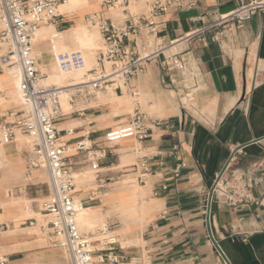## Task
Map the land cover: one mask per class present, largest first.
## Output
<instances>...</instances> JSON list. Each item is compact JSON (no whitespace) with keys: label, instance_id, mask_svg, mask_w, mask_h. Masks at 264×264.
Segmentation results:
<instances>
[{"label":"crops","instance_id":"crops-1","mask_svg":"<svg viewBox=\"0 0 264 264\" xmlns=\"http://www.w3.org/2000/svg\"><path fill=\"white\" fill-rule=\"evenodd\" d=\"M84 1V7L61 14L52 26L54 31L67 32L83 18L99 13L105 0ZM153 1L128 0L126 8L129 12L130 8L137 9V15H147ZM238 1L201 0L194 10L170 12L164 17L167 27L160 37L166 45L174 42L169 51L180 52L186 59L190 77L186 92L194 95L189 100L193 103L185 105L189 95H185L184 105L179 101L176 105L164 102L163 92L170 99L176 91L157 66V59L148 63L134 82L154 101L152 106L147 101L148 109L156 110L151 111L152 115L145 114L146 140L121 142L131 150L130 155L121 158L122 163L130 156L134 159L123 171L128 173L124 177L138 184L146 203L143 209L147 222L137 239L117 238L115 253L122 258L120 264H264V12L241 28L224 32L218 43L211 41L212 34L206 36L207 46L185 39L202 25L191 18L210 13L204 22H213ZM103 16L113 25L124 24L123 8L111 9ZM48 44V40L41 41L38 48L49 50ZM45 57L49 58L47 53ZM42 62L39 58L38 65ZM148 68L156 70L154 77L147 74ZM42 70L44 76L49 72L48 66ZM108 89L99 95L108 96ZM16 90L8 74L0 71V124L11 121L18 109ZM112 93L122 99L117 92ZM91 103L98 104V97ZM98 105L105 107V112L106 106L111 110L97 114L98 110L91 108L81 117L59 122L56 128L62 131L60 142L68 148L87 137L105 154L99 162L104 189L117 185L114 179H119L120 173L113 170L118 167L115 163L119 154H113L110 149L115 146L106 143L104 135L128 122L130 115L127 121L117 120L119 107ZM73 121L77 127L69 128ZM67 129H74L72 136L64 133ZM0 150V256L6 258L7 264H56L61 252L43 246L36 240L38 229L25 226L26 220L36 214V202L43 195L38 183L32 181L34 171L28 168V150L17 137L0 146ZM234 178L249 187L247 195L251 199L236 207L226 203L222 194ZM213 185L210 230L228 263L215 250L206 225L208 192ZM95 186L96 191L101 190L97 182ZM96 244L94 261L101 257L103 263L97 264H107L106 252H99L107 247L103 242Z\"/></svg>","mask_w":264,"mask_h":264},{"label":"built area","instance_id":"built-area-1","mask_svg":"<svg viewBox=\"0 0 264 264\" xmlns=\"http://www.w3.org/2000/svg\"><path fill=\"white\" fill-rule=\"evenodd\" d=\"M66 1L0 0V71L19 73L18 109L11 121L0 124V146L13 142L17 134L23 135L26 138L24 146L28 150V168L33 171L45 169L51 180L52 188L38 206L39 218L26 220L25 226L37 228L48 246L66 255L70 264H97L103 263V259L99 257L97 262L94 261L95 252L90 249L93 233L80 232L76 223V216L85 208L86 202L74 199L73 176L84 163H88L98 189H103L105 181L99 178V162L105 154L89 139L82 138L74 144L75 155H68V147L59 140L62 131L56 125L73 116L81 117L91 109L89 104L97 93L108 88L120 95L125 91L132 98L136 97L134 82L154 59L158 60L157 66L171 89L186 91L190 78L186 59L180 52L169 51L174 42L164 44L160 33L167 27L164 17L168 13L194 10L201 0H155L149 5L147 15L129 12L126 8L128 0H105L99 13L85 18L89 28L97 31L102 42V48L96 54L98 67L88 71L90 80L61 89L42 86L40 81L45 76L33 54V40L41 27L57 24L61 18L59 7ZM118 7L123 8L125 14L123 25H113L103 16L104 12ZM261 12H264V0H239L233 9L218 15L213 22H204L205 18H210V13L191 18V21H199L202 25L188 33L185 39H195L207 46L206 36L212 34L211 41L218 43L224 38V32L241 28ZM52 60L57 69L65 73L84 67L80 51L53 53ZM62 92L68 94L71 111L67 113L60 105ZM146 120V115L135 109L128 122L105 133L104 141L108 144L128 139L144 141L148 138ZM73 132L74 129L64 130L68 136ZM141 166L144 167V163ZM239 181L240 178H234L222 190L226 203L232 207L251 201L247 195L249 187L242 186ZM101 233L108 234L103 240L107 249L99 252H106L107 264H120L122 258L115 253L118 236L112 235L111 226ZM0 264H7L5 257L0 256Z\"/></svg>","mask_w":264,"mask_h":264},{"label":"rangeland","instance_id":"rangeland-1","mask_svg":"<svg viewBox=\"0 0 264 264\" xmlns=\"http://www.w3.org/2000/svg\"><path fill=\"white\" fill-rule=\"evenodd\" d=\"M80 7H84V4L78 6V7L74 8L70 11H61L60 8H59V11L61 14H68V13L75 11L76 9H78ZM130 11L133 14H135L137 12V9L130 8ZM78 22H80V21H78ZM80 24H82V26L85 27L86 29H88L89 31L96 33L97 39H98L97 42L99 44V47L96 50V53H97L98 50H100V48H102V42H101L100 36L98 35L96 30L89 28L85 18H83L81 20ZM74 26H72V28ZM50 29H51L50 34H52V33L54 34L56 32V31H54V29L52 27ZM48 42H49V39H48ZM33 54L37 59L40 58V59H43V61H45V62L48 61V59H46V57L44 55L43 56L39 55L38 53H36L35 50H33ZM42 64H43V62H42ZM41 69H43V68H41ZM146 72L149 76H153V77L156 74V70L154 71V70H151L149 68ZM135 86H136V84H135ZM136 88H137L136 89L137 90L136 91L137 92L136 97L132 98L127 92L123 91L122 95L118 94L119 96L122 97V99L120 98V102L119 103H111V104L119 107V110H118L119 115L115 116V117H119L117 120L122 119V120L127 121L129 119V115L131 116L133 114V110L137 106L136 103L138 104L140 111L144 114L152 115L151 111L156 110V108L155 109L152 108L153 110L148 109L149 105L152 106L154 104V101L152 100L151 96L146 97L144 92L140 89V87L136 86ZM163 93L165 96L164 102H167L169 105L170 104L176 105L178 101L184 105L183 99L185 98V95H189L188 96L189 99H187L188 103H185V105L193 103V102H189V100L194 98V95L192 94V92H186V91H182L181 89H179L178 92L172 93V96L170 97V99L167 98V92H163ZM97 97L99 100L101 95H99V93H97ZM123 99H126L128 101L127 102L123 101ZM148 100L150 101V104L147 106L146 103ZM15 101L18 105L19 104V97L18 96L16 97ZM98 103L103 104L99 101H98ZM106 107L108 108V110L105 112L106 108L103 107L102 105H98V104H94V103L89 104V108H92L94 110H98L97 114H101L104 112L107 113L108 111L111 110L109 106H106ZM70 109H71L70 107L67 108L66 110H63V108H62L63 112H65V113L70 112L71 111ZM75 118H76V116H73L71 119H75ZM74 127H77V125L75 124V121H73V123L69 126V128H74ZM16 137H17V139H20L22 144L24 145L26 138L21 134H17ZM121 142L122 141L117 142V143H113L115 147L110 149L113 152V154H119L116 156L117 160L115 163L118 167H113V170H115L114 172H118V171L120 172L118 174L119 179H117V177L114 179V182H118L117 185H114L111 187H105L103 190L101 189V190L96 191L94 174L90 170V166L88 163L81 166V169L77 170L75 172L76 174L73 176L75 186H76V177H79L82 180V181H80L81 182V188H80L79 192L77 191L74 193V197L76 195H78L79 200H83L86 202L85 207L95 208L94 211L97 214L96 215V221H97L96 226L94 229L89 231V232L92 231V233H96L95 238L91 237V242L93 243L92 246H94V247L97 245L96 242H101V243L103 242V244L105 242L103 240L106 238V235L104 233H101V231H103V229H104L103 227L105 224H106V226H111L112 231H118L116 233V235H118V239H120V241H121V239H124L126 237L137 239L140 236V233L142 231L143 226L147 222L146 221V219H147L146 215L147 214L143 209V207H144V205H146V203L144 202V200L141 199L143 194L140 193V191H139L140 189L138 187V184L135 181H133L131 178L124 177L128 173H124L123 171L129 169L127 166H130L131 164H133L134 159H133V156H130V157H128L129 161L122 163L121 158L128 155V154L130 155L131 150L130 149L128 150V148H125L124 146H122ZM68 150L70 152L71 149H68ZM118 157H120V162H117ZM25 167H27V166H25ZM25 167H23V171H25ZM123 167H127V168H123ZM33 175H34V177H33L32 181L38 183V187H39V189L42 190V194H43L41 197H39V199L36 202V206L37 205L39 206L42 203V201L44 200V198L47 196L49 189L52 188V184H51V180H50L48 173L43 168H41V169L38 168V169L34 170ZM113 188H115L114 192H112ZM91 193H95L94 196H92ZM91 197L94 198L93 201H90ZM95 197H96V199H95ZM33 218H39L38 209H36V214L33 215ZM81 232L85 233V234L89 233L86 230H82ZM36 240L38 242H40L43 246H48L46 239L40 233H38V236H36ZM96 247L94 249H96ZM57 258H59V259L56 261V264H70L69 258L66 255H63L62 253L57 254Z\"/></svg>","mask_w":264,"mask_h":264},{"label":"bare ground","instance_id":"bare-ground-1","mask_svg":"<svg viewBox=\"0 0 264 264\" xmlns=\"http://www.w3.org/2000/svg\"><path fill=\"white\" fill-rule=\"evenodd\" d=\"M82 4L85 5L84 0H70V1L68 0L66 1L65 5H62L59 8L61 11H70ZM48 27H52V26H48ZM50 31H51L50 28L39 29L33 40V50H35L36 53H38L39 55L45 56L47 53V55L49 56L47 62L43 61V64L39 65L40 68H44L45 66H48V69H49L48 74L44 78L41 79L40 84L46 87H56V88L61 89L65 87H73L75 85L84 84L87 81H89L91 76L88 73V71L98 67L95 54H97L96 50L98 49L99 44L97 42L98 39H97L96 33L91 32L85 27H83L82 24H80V22H77L70 31H67L64 33L55 32L54 34L53 33L50 34ZM48 39L49 41H52L51 45L48 44L49 50L39 49L38 43L44 40H48ZM71 51H80L83 54L84 67L79 71L71 72V73H65V72L58 70L57 67L53 64V60H52L53 53L57 54V53H64V52H71ZM8 76L12 79V81L15 83L16 88H17L18 80H19L18 78L19 73L17 71H12L8 73ZM15 94L17 97L18 96L17 90ZM67 99H68L67 92H62L59 100H60V105L63 108V110H66L67 108L70 107ZM98 101L103 104L119 103L120 98L114 96L112 93V89L109 88L108 96L106 97L101 96ZM68 149H71L70 152L68 150V155H73L74 147L70 146ZM75 174L76 173H74V175ZM80 181L82 180L79 177H76V186H75L76 190L75 189L73 190V193H72L73 196H74V193L77 191L79 192L81 188ZM78 197L79 196L76 195L74 199L79 200ZM94 210L95 208L85 207L76 216V223H77V226L80 232L82 230H86L89 232L90 230L95 228L96 222H97L96 221L97 214ZM106 227L107 226L105 224L103 227L104 228L103 230H105ZM104 234L107 237L108 234L107 233H104ZM112 235L118 236L116 235L115 231L112 233ZM94 248H95L94 246L90 247L91 250H93Z\"/></svg>","mask_w":264,"mask_h":264},{"label":"water","instance_id":"water-1","mask_svg":"<svg viewBox=\"0 0 264 264\" xmlns=\"http://www.w3.org/2000/svg\"><path fill=\"white\" fill-rule=\"evenodd\" d=\"M214 188L215 186L213 185L208 192V198H207V217H206V225L209 229V236H210V240L215 248V250L217 251V253L222 257V259L228 263L227 259L225 258V256L223 255L222 251L220 250L217 242L215 241V239L212 236L211 230H210V221H211V214L210 211L212 210V203H213V198H214ZM229 264V263H228Z\"/></svg>","mask_w":264,"mask_h":264}]
</instances>
